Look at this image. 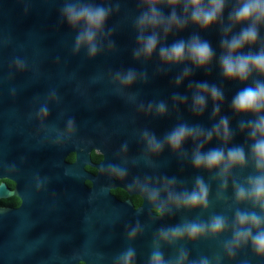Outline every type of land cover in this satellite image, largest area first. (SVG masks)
<instances>
[{
  "label": "water",
  "instance_id": "water-1",
  "mask_svg": "<svg viewBox=\"0 0 264 264\" xmlns=\"http://www.w3.org/2000/svg\"><path fill=\"white\" fill-rule=\"evenodd\" d=\"M75 2L111 8L104 33L98 40L100 50L94 57L88 55L86 47L75 50L79 28L71 27L62 14L65 3ZM232 6L233 0H227L222 23L208 29L192 23L184 29L173 28L167 35L157 29L156 51L150 57L136 58L134 52L140 47L136 20L146 10L141 0H0V123L19 122L24 129L25 149L34 152L49 153L51 142L45 135L51 128L57 134L63 132L60 140L65 143L63 147L85 139L86 163H90V149L98 148L104 155L101 166L140 170L156 183L174 180L169 190L175 193L190 192L197 178L203 179L208 187L206 206L210 204L215 216L221 215L227 221V245L233 237L238 210L264 215L250 200L237 201L235 196L236 186L247 187V178L258 173L249 151L252 141L248 130L240 127L242 121L253 118L252 114L236 113L232 100L253 80H264V77L253 73L248 81L241 82L222 74L220 42ZM159 7L165 15L171 11L166 6ZM240 27L233 28V33H238ZM193 35L211 45L214 56L208 65L198 68L189 60L167 63L160 58L161 46L187 41ZM260 44H264V26L260 28V43L251 50H258ZM130 70L135 72L136 79L130 86H124L117 74ZM185 70L189 72L187 76ZM201 82L214 85L223 93V99L215 102L203 93L206 104L202 112L194 111L193 103L197 84ZM160 104L165 106L163 113L158 111ZM42 106L48 109L46 116L40 113ZM217 106L219 112L214 115ZM222 117L229 121L227 142L222 139L221 130L219 137L214 134L207 142L201 136L198 140H186L178 150L167 145L165 137L177 126L186 124L211 131ZM69 120L74 123L71 132L67 127ZM145 133L164 144L162 151L153 154L148 150ZM201 144L199 150L204 153L216 148L243 147L246 164L232 167L226 175H221L220 169L196 168L192 157ZM79 148L78 144L75 165H84L80 156L85 152ZM197 214L196 207L176 206L169 213L167 230L198 223L203 217ZM192 240L184 235L167 241V264H206L194 251ZM182 254L186 257L181 262ZM48 256V253L41 254L40 263L48 264ZM226 264H264V256L257 255L250 243L233 246L231 255L226 247Z\"/></svg>",
  "mask_w": 264,
  "mask_h": 264
},
{
  "label": "flooded vegetation",
  "instance_id": "flooded-vegetation-1",
  "mask_svg": "<svg viewBox=\"0 0 264 264\" xmlns=\"http://www.w3.org/2000/svg\"><path fill=\"white\" fill-rule=\"evenodd\" d=\"M23 132L19 122L0 123V264H41L44 253L48 264H119L128 249L134 250L132 264H150L154 250L167 264L160 233L176 206L163 183L140 170L113 173L101 166L98 148L90 149L86 163L85 139L63 147V132L55 128L45 135L48 154L26 150ZM78 144L84 165H75ZM145 184L160 191L158 201L148 199ZM196 211L203 217L198 223L215 216L210 204ZM218 234L205 231L192 240L206 264H226V229Z\"/></svg>",
  "mask_w": 264,
  "mask_h": 264
},
{
  "label": "clouds",
  "instance_id": "clouds-1",
  "mask_svg": "<svg viewBox=\"0 0 264 264\" xmlns=\"http://www.w3.org/2000/svg\"><path fill=\"white\" fill-rule=\"evenodd\" d=\"M146 6L136 20V27L139 32L137 37L140 47L134 52V56L141 55L150 57L157 49L159 37L157 29H162L165 35L173 28L184 29L188 23L199 26L201 29H208L214 24L222 23L227 0H141ZM159 6H166L171 9L165 15ZM179 9V12L177 11ZM62 14L67 23L73 28H79L75 38V50L86 47L88 55L94 57L100 50L99 37L104 33L105 23L111 14V8L91 3H65ZM238 33H233V28L241 26ZM264 26V0H233V6L228 13V26L223 29L224 36L221 39L222 49L219 57V65L222 74L230 80L246 82L253 73L264 77V44L256 51H252L253 46L260 43V28ZM151 30L150 34H146ZM248 48V51L243 49ZM160 58L167 63H181L185 60L191 61L198 68L208 65L214 56L211 45L199 36L193 35L189 40H179L170 46L159 48ZM17 64L23 67V63L17 60ZM189 74L185 70L184 75ZM117 79L124 86H130L136 79L134 71L126 74H117ZM180 80H177L179 83ZM197 93L193 97L194 111L202 112L206 104L203 93H207L211 99L221 101L223 93L214 85L206 82L197 84ZM232 108L236 113L252 114V119L242 121L241 130L247 129L250 140V155L254 161L257 175L247 178V187L237 185L235 196L237 201L250 200L254 206H258L261 213H264V80H253L251 85L242 88L233 97ZM158 111L163 113L165 106L158 105ZM48 109L42 106L40 113L46 116ZM219 112V107L214 108L215 113ZM68 131L74 130L73 121H68ZM227 142L230 139L229 121L222 117L218 125H214L211 131H205L199 127H190L181 124L173 129L165 140L167 145L173 149H180L181 145L188 139L198 140L203 136L205 142L210 141L215 134L221 135ZM148 150L157 154L162 151L164 144L157 140L154 135L144 134ZM193 153L192 161L196 168L220 169L221 175H226L234 166L246 164V154L243 147L236 146L227 150L223 148L211 149L204 153L199 150ZM111 171L119 176L125 175V171L113 166ZM174 180H165L164 189L167 193V201L177 207H197L206 206L208 197V187L201 178H197L195 187L190 192L175 193L170 191ZM226 186V182H225ZM149 200L156 202L160 199L158 189L149 188L145 184L142 188ZM162 214V213H160ZM227 227L225 217L216 215L207 223L190 222L182 226L161 231V239L165 241L176 240L187 235L195 238L205 231L213 234L223 232ZM136 235L133 229L130 236ZM251 244L257 255L264 256V215L255 211H240L235 213L232 240L226 245L229 254H232L233 246L241 244ZM134 250L128 249L119 257V264H132ZM186 254H182V262ZM150 264H165L162 252L154 250L151 254Z\"/></svg>",
  "mask_w": 264,
  "mask_h": 264
}]
</instances>
